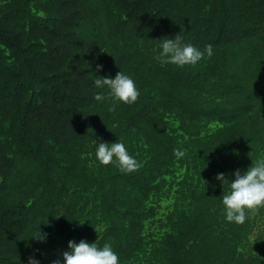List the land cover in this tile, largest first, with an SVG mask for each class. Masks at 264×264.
I'll list each match as a JSON object with an SVG mask.
<instances>
[{
  "label": "trees",
  "instance_id": "trees-1",
  "mask_svg": "<svg viewBox=\"0 0 264 264\" xmlns=\"http://www.w3.org/2000/svg\"><path fill=\"white\" fill-rule=\"evenodd\" d=\"M175 35L213 55L160 63ZM119 71L140 95L109 111L93 80ZM96 140L139 169L100 164ZM261 157L264 0H0V264H52L81 239L120 264H264L239 250L250 210L228 222L215 179Z\"/></svg>",
  "mask_w": 264,
  "mask_h": 264
},
{
  "label": "clouds",
  "instance_id": "clouds-1",
  "mask_svg": "<svg viewBox=\"0 0 264 264\" xmlns=\"http://www.w3.org/2000/svg\"><path fill=\"white\" fill-rule=\"evenodd\" d=\"M205 54L208 57L213 55L211 44L201 50L191 43H185L183 37L175 35L172 38L166 37L159 43L154 58L160 63H172L184 67L196 65ZM96 68L100 71L103 66L97 65ZM93 85L101 90L95 94L96 101H111L109 111H115L120 103L129 105L135 103L140 95L134 79L122 71H119L114 78L98 76L93 80ZM94 155L100 164L115 163L125 174L134 172L140 167V163L129 153L122 141L109 143L96 140ZM175 155L183 157L184 152L177 149ZM232 176L234 178L229 179L224 173H218L215 177L223 186L229 185V191L222 196L225 219L228 222L244 223L246 210L264 206V157L257 159L246 171L241 172L236 169ZM32 237L41 242L46 239V235L40 231L38 235ZM27 264H41V262L35 256H31ZM52 264H120V262L117 252L110 244L99 245L96 241L90 243L81 239L79 242L69 240L67 250L62 252L61 258L52 261Z\"/></svg>",
  "mask_w": 264,
  "mask_h": 264
},
{
  "label": "rangeland",
  "instance_id": "rangeland-1",
  "mask_svg": "<svg viewBox=\"0 0 264 264\" xmlns=\"http://www.w3.org/2000/svg\"><path fill=\"white\" fill-rule=\"evenodd\" d=\"M5 64L12 66L13 63L10 59L5 60ZM216 124H211L209 129L214 130ZM172 204L171 198H164L160 201V209L157 219L163 218L164 214L170 209ZM250 216L253 221V229L248 236V240L240 247V252L245 255H261L264 256V206L250 210ZM155 225L153 223L146 224L147 232H150ZM156 231V230H155Z\"/></svg>",
  "mask_w": 264,
  "mask_h": 264
}]
</instances>
